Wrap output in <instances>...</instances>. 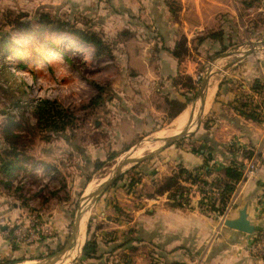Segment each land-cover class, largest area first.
Instances as JSON below:
<instances>
[{
  "label": "crops",
  "instance_id": "0c3cea01",
  "mask_svg": "<svg viewBox=\"0 0 264 264\" xmlns=\"http://www.w3.org/2000/svg\"><path fill=\"white\" fill-rule=\"evenodd\" d=\"M2 1L30 6L38 13L49 6L76 9L87 18V26L100 33L102 43L111 47L112 59L128 63L123 70L127 101L112 105L110 116L123 141L138 140L143 131L152 136L182 131L194 112L199 74L218 55L247 45L264 31V0ZM238 57L220 59L215 65L209 90L215 85L216 91L210 105L207 98L195 132L139 163L137 182L114 184L99 197L87 216L81 243L84 248L93 238L95 254L86 258L80 248L65 264H264V256H254L245 248L264 236V122L240 112V103L253 100L255 82L264 86V53L224 69ZM188 108L189 122L183 129H166ZM5 144L0 134V159L5 157ZM243 150L254 152L258 164L236 186L228 219L246 208L251 223L262 227L253 234L226 227L215 212H201L196 183L184 173L218 184L227 167L237 163L246 167ZM70 155L71 151H64L28 156L35 161L34 172L51 167L45 175L60 176L69 190L71 172L65 162ZM13 158V173L24 171L28 163L22 155ZM4 175L0 172V264H28L55 253L67 239L72 219L68 209H50L54 198L46 195V186L18 183ZM174 175L180 188L192 191V208L175 202L172 189H162L163 181ZM76 176L79 181L86 177L81 167ZM27 190L34 195L26 196ZM43 195L47 203L35 207Z\"/></svg>",
  "mask_w": 264,
  "mask_h": 264
},
{
  "label": "rangeland",
  "instance_id": "374dc122",
  "mask_svg": "<svg viewBox=\"0 0 264 264\" xmlns=\"http://www.w3.org/2000/svg\"><path fill=\"white\" fill-rule=\"evenodd\" d=\"M2 3L0 134L2 139H7L4 152L11 150L12 157L19 153L28 163L24 165V171L13 173L8 179L14 177L18 183H29L34 187L46 186V195L54 198V203L49 204L51 208L47 206V209L67 208L72 218L68 238L82 195L112 175L125 157L151 142L148 140L154 135L143 131L138 134V140L123 141L117 134V126L111 123L110 116L112 105L127 101L128 83L123 70L128 63L113 60L111 47L106 46L99 54L98 49L82 40L83 36L90 38L93 34L100 37L97 30L87 26L85 16L66 6L44 7L38 13L30 6ZM263 37L264 31L251 42ZM249 43L230 50H246ZM260 46L264 47V44ZM260 52L264 53V48L256 54ZM217 63H213L214 66ZM216 66L215 70L218 69ZM206 68L202 76L199 74L197 87L194 86L197 91ZM185 82L188 83L184 78ZM44 102L62 111V117H57L56 121L59 128L50 127L37 113L38 105ZM64 151H71L70 161L67 156L65 162L71 172L68 178L72 187L69 190L64 188L60 176L47 175L51 167L45 165L42 172H34L35 161L28 156L34 153L46 157L52 152L62 155ZM149 152L146 150L143 155ZM79 167L86 176L80 181L76 176ZM138 167L139 164L126 166L115 186L137 179L135 170ZM6 188L10 192V186L6 185ZM33 193L27 190L26 196L31 197ZM44 198L45 195L39 197L34 206L46 204Z\"/></svg>",
  "mask_w": 264,
  "mask_h": 264
},
{
  "label": "water",
  "instance_id": "95a60500",
  "mask_svg": "<svg viewBox=\"0 0 264 264\" xmlns=\"http://www.w3.org/2000/svg\"><path fill=\"white\" fill-rule=\"evenodd\" d=\"M262 44H264V37L257 42H250L249 43L250 46L246 50L227 51L221 55H218V57H216L211 63H209L201 79V83L196 93V97L192 103L194 112L192 114V118L189 124L179 133L169 135L168 137H165L163 139H157L155 138V136L151 137L148 141L155 142L159 140L161 141V145L157 147L155 150L143 156L133 157L131 154L138 149V148L137 149L134 148L135 150L129 156L125 157V159L121 161V163L117 166V168H115V171L112 173V175L107 177L102 183L97 185L94 189L82 195V199L79 203L78 209L76 211V214L72 222V230L69 234V237L65 241L64 245L55 253L45 258H41L31 263H28V264H65V263H68L70 258L73 256L72 251L74 247L76 246L77 240L80 236L82 223H84V221L86 222L87 216L89 215L91 208L96 203V201L99 199V197H101V195L107 189H109L112 185H114L117 182V180L121 177V175L124 172L125 167L129 165H136L147 159L152 158L153 156L157 155L160 151H162L164 148L170 146L177 140L191 135L199 127L202 121L203 113L205 110V105L207 102L210 80L213 75V71L215 67L214 64L223 58L231 57L234 55L239 56L238 58L234 59L233 61H231L229 64L226 65V67L224 68L226 70L227 68L233 66L240 60L250 55H253L256 52L261 51L264 48L260 46ZM224 225L226 227L244 232L246 234H253L254 232L262 231L261 226L254 225L248 219L246 208H243L242 210L239 211V216L237 218L227 219ZM12 264H15V263H12ZM16 264H27V263H16Z\"/></svg>",
  "mask_w": 264,
  "mask_h": 264
},
{
  "label": "trees",
  "instance_id": "16d2710c",
  "mask_svg": "<svg viewBox=\"0 0 264 264\" xmlns=\"http://www.w3.org/2000/svg\"><path fill=\"white\" fill-rule=\"evenodd\" d=\"M82 40L90 45H93L96 49H98L99 54L105 49V45L102 43V40L100 37H96L95 34L91 35L90 38L82 37ZM264 86H261L258 82H255L254 86L252 87L253 91H262ZM48 103L44 102L38 105L37 107V113L40 114V117L42 120L46 122L50 127L52 128H59L60 126L57 125L56 121H58L57 117H62L63 113L60 110H57L53 105H47ZM249 107V109L246 111L244 110L245 107ZM240 112L243 114V116L256 120V121H262V117L257 112V104L254 102V100H249L246 98L244 103H240ZM56 109V110H55ZM4 141H7L6 138H3ZM13 149V148H12ZM244 158L249 160L254 155V152L250 150H243L241 151ZM12 155V151H5V157L0 159V172L2 174H5L6 177H12L13 176V167L15 158H13L16 153ZM100 167V166H99ZM98 169V167H97ZM245 164L244 163H237L234 166H229L224 170V176L225 179L220 181V183L216 184L215 182L207 183L206 180L202 179L201 177L194 175L192 173H184L186 174V177L191 180L193 183H202V184H209L216 189H218L222 195L221 200L219 201L218 206H211L213 211H216L218 213H221L225 206L227 205V202L229 201L230 197L235 192L237 183L243 179ZM183 173V172H182ZM138 179H132L131 184L137 182ZM162 189H172L171 191V198L174 200L175 196L178 193H182L185 189L180 188V186L177 184V177L171 176L168 177L163 181ZM96 250V242L93 240V238H89L86 240V243L83 248V256L86 258L92 257L95 254ZM128 264V263H127Z\"/></svg>",
  "mask_w": 264,
  "mask_h": 264
},
{
  "label": "built area",
  "instance_id": "2783aa9c",
  "mask_svg": "<svg viewBox=\"0 0 264 264\" xmlns=\"http://www.w3.org/2000/svg\"><path fill=\"white\" fill-rule=\"evenodd\" d=\"M202 76V74H201ZM252 99L257 104V112L262 117V122H264V88L262 91H252ZM258 164L257 156L251 158L244 169L243 179L237 183L241 184L256 168ZM195 187L199 192V200L197 203L198 209L202 212H215L217 213L218 220L221 224H224L228 219L230 212L233 208V195L230 197L227 205L221 213L213 211L211 206H218L221 200V193L215 187L209 184L196 183ZM191 190H184L182 193H178L174 201L180 204L183 208L193 207V197ZM247 251L257 257L264 256V236L258 237L255 241L248 243L245 247Z\"/></svg>",
  "mask_w": 264,
  "mask_h": 264
},
{
  "label": "bare ground",
  "instance_id": "6f19581e",
  "mask_svg": "<svg viewBox=\"0 0 264 264\" xmlns=\"http://www.w3.org/2000/svg\"><path fill=\"white\" fill-rule=\"evenodd\" d=\"M215 91H216V86L214 85L209 90V93H208V97H207L208 98V105H210V102L212 101V99L214 97ZM189 113H190V108L186 109L184 112H182L180 115H178V117H176V119H174L173 122L171 123V125L169 124L170 126L168 128H166V129H172L173 131H180L181 129H183L185 127L188 119H189ZM191 117H192V112H191V115H190V119H191ZM161 133L162 134H156L155 138H157V139H163V138L169 136L168 134L165 133V131H162ZM172 134H173V132H172ZM150 143L151 142H147L146 144L141 145L136 151H134L132 153V156L133 157L142 156L143 153L146 150L147 151H153V150H155L157 147H159L161 145V141H159V140L158 141H155L154 143H151V144ZM84 223H85V221H84ZM84 223H82L80 236H79V238L77 240L76 246L74 247V249L72 251L73 252V255L76 254L77 250H79L80 248H82L81 247V243H82V241L84 242V240H85Z\"/></svg>",
  "mask_w": 264,
  "mask_h": 264
}]
</instances>
